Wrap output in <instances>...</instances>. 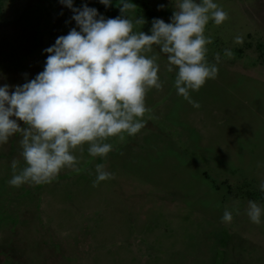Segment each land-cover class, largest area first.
<instances>
[{
    "label": "rangeland",
    "instance_id": "rangeland-1",
    "mask_svg": "<svg viewBox=\"0 0 264 264\" xmlns=\"http://www.w3.org/2000/svg\"><path fill=\"white\" fill-rule=\"evenodd\" d=\"M132 2L126 14L143 16L134 30L146 34L173 10L171 0ZM215 2L227 19L205 26L206 59H221L216 78L189 92L199 108L177 95L175 68L154 46L161 88L146 93L142 129L109 137L106 156L85 144L73 150L78 173L12 186L11 161L24 166L21 137L0 144V264H264V215L257 225L245 212L249 200L264 209V0ZM81 3L120 14L116 0H73ZM70 17L59 0H0V84L41 71L42 50L75 27ZM97 164L112 176L94 185ZM225 209L231 222L221 220Z\"/></svg>",
    "mask_w": 264,
    "mask_h": 264
},
{
    "label": "clouds",
    "instance_id": "clouds-1",
    "mask_svg": "<svg viewBox=\"0 0 264 264\" xmlns=\"http://www.w3.org/2000/svg\"><path fill=\"white\" fill-rule=\"evenodd\" d=\"M59 3L71 11L75 27L42 50L47 53L43 68L33 78L0 84V144L19 134L24 161L19 170L17 160L11 161L12 186L50 183L63 169L78 173L74 149L86 144L90 156L104 157L112 148L109 137L122 141L137 134L149 111L146 93L161 88L154 46L166 54L167 70L175 68L177 95L194 108L200 105L190 90H199L218 73L220 54H214L216 63L206 59L211 37L205 26L209 20L220 25L227 13L215 0H171L169 21L153 18L147 34L134 30V25L145 24L143 16L126 14L136 8L132 0H116L120 14L109 18L85 3ZM99 3L107 8L113 0ZM234 41L240 43L242 37ZM223 52L232 55L227 48ZM95 172L94 185L112 176L102 164ZM259 189L264 192V180ZM245 212L252 223H261L264 209L255 201L247 202ZM221 220L231 222L232 213L225 209Z\"/></svg>",
    "mask_w": 264,
    "mask_h": 264
}]
</instances>
